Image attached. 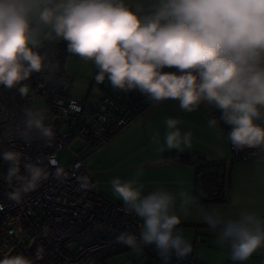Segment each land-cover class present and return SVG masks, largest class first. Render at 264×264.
Wrapping results in <instances>:
<instances>
[{
  "label": "clouds",
  "instance_id": "9594fccd",
  "mask_svg": "<svg viewBox=\"0 0 264 264\" xmlns=\"http://www.w3.org/2000/svg\"><path fill=\"white\" fill-rule=\"evenodd\" d=\"M60 41L68 54L95 65L97 83L107 78L114 89L138 91L153 106L178 101L186 113L202 104L214 107L221 115L208 126L223 121L234 150L254 149L264 160V0H0V88L27 97L33 74L46 73L52 81L60 66L47 48ZM48 119L47 110L25 107L20 120L0 135L51 146L56 133ZM181 123L175 117L164 120L168 150L191 147L192 132H182ZM159 139L154 132L153 140ZM0 161L7 165L0 174L11 189L7 197L17 204L51 177L69 178L59 167L52 173L40 157L33 161L15 149L0 151ZM142 174L138 169L135 179L110 181L125 214L143 222L139 235L122 231L115 243L134 250L154 246L164 264L173 255L188 257L192 244L177 227L176 196L164 189L144 195ZM76 179L78 191L94 187L87 176ZM178 196L184 216L198 207V197L188 191ZM200 211L218 230L215 243L229 246L231 261H246L264 249V217L258 212L242 211L238 219L226 220L219 210ZM0 264L35 261L5 254Z\"/></svg>",
  "mask_w": 264,
  "mask_h": 264
},
{
  "label": "built area",
  "instance_id": "2783aa9c",
  "mask_svg": "<svg viewBox=\"0 0 264 264\" xmlns=\"http://www.w3.org/2000/svg\"><path fill=\"white\" fill-rule=\"evenodd\" d=\"M66 47V42L60 41L47 48L50 58L59 61V71L52 81L46 73L33 74L27 81L31 88L27 97L0 88V133L20 120L25 107L47 110L48 122L56 133L51 146L42 142L25 144L14 136L0 135V151L15 149L33 161L40 157L50 172L55 173L59 167L69 177L64 182L51 177L19 204L8 199L11 189L0 179V259L5 254H23L35 264H102L109 257L133 250L115 243V237L122 231L139 235L143 223L134 213L125 214L122 204L100 192L83 155L102 149L152 103L138 91L124 93L114 89L107 78L97 83V69L86 97H74L73 77L65 71ZM34 102L38 105L32 107ZM75 141H80L81 146L73 149L70 162L62 165L59 152ZM228 146L230 157L223 161L227 167L261 159L254 149L236 151L229 142ZM6 168L0 161V174ZM78 176H87L94 187L78 191ZM138 250L148 257L149 264H164L154 246ZM38 251L41 258H37ZM168 264L207 263L192 255L184 259L173 255Z\"/></svg>",
  "mask_w": 264,
  "mask_h": 264
},
{
  "label": "rangeland",
  "instance_id": "374dc122",
  "mask_svg": "<svg viewBox=\"0 0 264 264\" xmlns=\"http://www.w3.org/2000/svg\"><path fill=\"white\" fill-rule=\"evenodd\" d=\"M65 71L74 78L72 95L79 99L85 98L90 82L96 71L93 69L91 61H85L78 56L67 53ZM166 104L168 106H162L160 109L157 108L151 111L150 106L148 109L138 114L130 125L117 133L115 138L100 151L96 153L88 152L83 155V157L86 158V166L93 171V178L105 197L123 205L122 201L113 194L110 181L114 177H119L122 181L135 179L136 171L142 169L143 174L138 180L145 186L143 194L147 195L156 189L169 191L172 195L176 196V207L173 210L176 213L182 214L179 211L180 200L178 192L183 189L193 195L192 186L194 173L192 170L180 166V164L168 158V153L182 151L176 149L168 150L165 147L163 140L166 130L164 120L167 117L179 118L186 116L188 113L183 112L180 108L178 110H173V108L169 106V102ZM37 105V102L31 104L32 107ZM179 127L182 132H192L189 124L186 122L182 121ZM157 131L160 133L159 142L153 140V133ZM193 138H196L194 133L192 134V139ZM80 146L81 142L75 141L71 144L70 148L63 149L59 152L60 163L62 165L68 164L73 157L72 150L78 149ZM181 147L182 149L186 148L183 145ZM162 148L164 149L163 151H161ZM200 208L205 210H219L226 220L238 219L240 215H236L235 208H232L228 201L202 203L198 204V207L190 208L188 215L182 217L181 224L177 226L184 238L192 244L191 254L197 257L199 256L198 253L201 252L203 254L221 255L224 257L226 254L224 246L217 245V248L213 250L198 246L202 244L196 242V234L194 235L193 231L188 227L189 223L184 224L182 221L187 220L189 222H196V224L199 225H204V227H209L202 219L203 214ZM214 231L216 232L212 233L217 235L218 230ZM203 232L204 231H199V234ZM204 240L205 238L202 239V241ZM146 258L147 257L143 254L136 252L129 258L121 259L116 263L113 262L115 259L114 257H109L104 264H139L142 259L147 262L148 258Z\"/></svg>",
  "mask_w": 264,
  "mask_h": 264
},
{
  "label": "crops",
  "instance_id": "0c3cea01",
  "mask_svg": "<svg viewBox=\"0 0 264 264\" xmlns=\"http://www.w3.org/2000/svg\"><path fill=\"white\" fill-rule=\"evenodd\" d=\"M91 65L93 69L96 70V67L92 62ZM73 82H74V78H73ZM167 102L170 103L169 106L173 108V110L179 109L178 101L168 100L158 106H153V104H151L150 105L151 107L149 106L150 111L153 109L155 110L157 108L160 109V107L162 106L165 107L168 106L166 104ZM220 115L221 112L219 110L215 109L212 106L202 104L197 111L188 113L186 114V116L179 117L181 121L189 124V127L192 129V134L194 133L196 135V138H193L191 140V147L190 148L186 147L185 149L182 150V152L196 153L202 156L203 158H205L206 161L210 163L227 161L228 158L230 157V151H229L228 141L225 137V133L226 131L230 130V126L226 125L223 121H219V125L217 127L212 128L209 127L207 123V121L212 118H216L219 120ZM130 123L128 125H130ZM124 128H122L117 133L121 132ZM115 135L108 141V143L115 138ZM180 166L188 168L192 170L194 173L193 167L183 164H180ZM92 175H93V171H92ZM226 201L230 203L232 208H235L236 215H240L242 211H256L262 217H264V160L254 159L248 161H240L232 165L230 172V187L228 191V199ZM177 215H180L181 218L185 217L180 213H177ZM182 221L184 224L189 223L188 227H190L194 235L196 234L195 235L196 242H197V238L200 237L201 241H199L198 243L202 245H198V246L207 248L209 250H213L217 248L216 246L219 245L215 243L217 235L215 233L214 234L212 233L216 231H214L210 227H204V225L196 224V222H189L187 220H182ZM199 231H204V232L199 234ZM204 238L205 240L202 241V239ZM224 247H225L224 249L226 250V254L224 257H222L221 255H214L207 253L203 254L201 252L198 253L199 256L197 257L194 254H190V255L194 256L198 260L205 262L207 264H264V249H258L246 261L233 262L229 258L230 248L228 247L227 244H225ZM136 252L137 253L139 252V254L141 253L144 256H146L143 252L133 249L118 254V256L114 257L115 259L113 262L116 263L121 259L129 258L132 254ZM106 262L107 259H105L103 264ZM139 264H149V259L147 260V262H145L142 259Z\"/></svg>",
  "mask_w": 264,
  "mask_h": 264
},
{
  "label": "trees",
  "instance_id": "16d2710c",
  "mask_svg": "<svg viewBox=\"0 0 264 264\" xmlns=\"http://www.w3.org/2000/svg\"><path fill=\"white\" fill-rule=\"evenodd\" d=\"M168 158L176 163L193 167V195L198 204L218 203L228 199L231 167L223 162L210 163L192 152L168 153Z\"/></svg>",
  "mask_w": 264,
  "mask_h": 264
}]
</instances>
